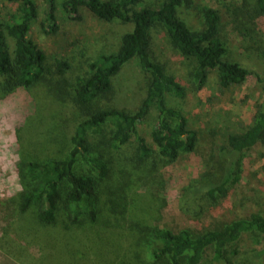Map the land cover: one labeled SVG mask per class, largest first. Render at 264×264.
Here are the masks:
<instances>
[{
    "label": "trees",
    "instance_id": "16d2710c",
    "mask_svg": "<svg viewBox=\"0 0 264 264\" xmlns=\"http://www.w3.org/2000/svg\"><path fill=\"white\" fill-rule=\"evenodd\" d=\"M38 1L0 0V101L22 89L35 104L15 128L21 189L0 199L8 212L1 250L19 264H264V164L257 167L264 160V102L253 125L226 137L202 135L168 103L210 82L220 89L247 82L249 71L229 59L227 38L233 33L264 59V0L206 5L198 30L180 16L193 0H66L72 23L88 12L131 28L117 50L70 53L52 69L33 38ZM41 1L48 4L45 32L58 36L57 0ZM159 28L175 59L185 61L182 74L183 66L176 63L172 73L171 62L154 54ZM132 63L146 80L141 107L111 108L113 80ZM152 109L158 118L150 143L141 126ZM188 160L203 172L181 187L180 211L202 230L172 226L161 211L167 205L158 174ZM209 212L229 217L207 226Z\"/></svg>",
    "mask_w": 264,
    "mask_h": 264
},
{
    "label": "rangeland",
    "instance_id": "374dc122",
    "mask_svg": "<svg viewBox=\"0 0 264 264\" xmlns=\"http://www.w3.org/2000/svg\"><path fill=\"white\" fill-rule=\"evenodd\" d=\"M65 1L57 0L56 16L62 28V32L58 36L46 34L48 4L45 1H38L41 8L40 22L34 28L33 38L39 48L46 54V63L50 69L56 66L55 61L57 59L70 53L92 57L96 51L99 50L100 52L105 47L104 52L106 53L118 49L121 37L130 30V25H124L119 21L102 23L88 12H86L87 19L80 24L72 23L63 8ZM156 1L149 0L148 4L154 5ZM206 5L220 8L222 7V0H193L191 6L184 5L180 8V16L195 30L201 29L204 23L203 7ZM41 22H43L44 27L41 26ZM260 23L264 30V22L261 21ZM227 40L230 49L229 59L240 63L250 73L247 82L243 86L220 89L213 82H210L200 90H193L191 97L185 101L172 97L168 98L169 106L182 110L189 120L190 127L200 131L204 136L211 135L213 137V132H216L221 137H226L229 133L240 132L245 127L253 125L258 111L257 107L264 102L263 56L258 51H252L250 47L247 48V45L242 44L241 39L233 33L228 35ZM67 42L69 43L68 46ZM74 42L77 43L70 46ZM152 48L159 60L164 62L167 59L171 62H169L170 66L167 67L169 71H172V73L177 71L174 69L177 63L183 66L177 68L180 74L183 73L185 61L181 57L175 59L173 50L170 49L169 40L160 28L155 29L152 34ZM186 66L189 67L187 62ZM214 77L216 78V74H214ZM145 84L146 80L137 64H130L114 78L108 106L127 110L128 112L138 111L141 107L140 96L142 95L140 90ZM34 108V102L22 89L0 101V199L10 193H17L21 189L14 170L15 163L19 161V155L16 153L15 128L20 124L22 125L24 118L31 114ZM157 118V111L152 109L147 120L141 126L144 137L150 143L149 135L157 123ZM196 159H198L197 156ZM252 161L254 160L252 159ZM263 164L264 160L257 167L262 169ZM202 172L201 163L199 164V162L193 160L174 163L161 170L158 174V180L164 184L162 190L167 205L161 209L165 219L164 222H168V224L175 227L191 225V227L195 226L202 230L203 225H200L201 223H193V226L189 220L185 219V215L180 211L179 202L181 187L185 185L186 180L189 177L198 176ZM261 176L264 177V173H261ZM236 194L242 198L240 191L234 193V195ZM233 212V210L230 211L231 216H234ZM6 213L8 212L5 209L1 210L0 208V264H19V261L14 257L7 256L1 250V242L6 237L4 229L7 224L3 219ZM227 213L217 218L223 220L229 217ZM214 217H216L215 213L212 215L209 212L202 223L207 226L215 224L217 218ZM9 240H12V238L8 237Z\"/></svg>",
    "mask_w": 264,
    "mask_h": 264
}]
</instances>
